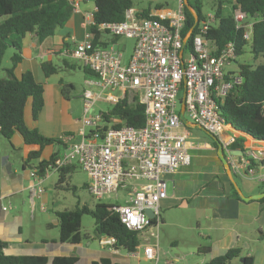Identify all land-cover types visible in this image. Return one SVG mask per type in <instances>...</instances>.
<instances>
[{"label":"built area","instance_id":"2783aa9c","mask_svg":"<svg viewBox=\"0 0 264 264\" xmlns=\"http://www.w3.org/2000/svg\"><path fill=\"white\" fill-rule=\"evenodd\" d=\"M234 19L238 28L246 29L244 37L249 40L251 25L244 24L246 14L237 10ZM85 21L84 39H73V48L65 50L64 55L72 56L94 73L95 79L89 81V85L109 92L124 90V95L126 91L138 94L145 106L146 123L140 129L125 127L101 132V114L90 116L93 110L89 103L86 104L76 134L79 141L71 142L76 135L67 136L66 150L55 158L46 175L78 167L90 176L92 182L87 190L99 200L106 194L128 190L127 204L115 210L121 223L127 229L139 232L141 237L151 221L146 210L153 211L154 227L161 225V203L167 198L166 177L190 164L186 147L188 133L178 132L183 126L181 108L176 109L180 93L183 92L185 117L219 136L227 125L220 105L243 81L239 74L226 73L237 59L236 46L233 42L219 50L211 46L204 37L215 22V16L209 15L198 23L200 32L193 38L192 54H189L186 52L189 35L183 38L186 16L182 3L174 11H152L147 17L138 16V11L131 9L126 12L124 21L99 26L100 32L114 38L134 41L132 54L124 62L125 46L121 48L118 43L95 46V35L88 30L93 24V12L87 14ZM107 100L115 104L120 98L110 95ZM235 142L233 137L223 142L231 172L239 174L244 165L252 174V160L262 162L264 151H251L247 158L238 161L232 149ZM31 176L42 183L35 171ZM39 191L44 192L42 188ZM6 210L8 207H4ZM41 210L45 211V207ZM115 243L114 238L100 240L103 247L117 254L119 250ZM143 253L147 260L157 262L159 259L154 245L145 246Z\"/></svg>","mask_w":264,"mask_h":264},{"label":"crops","instance_id":"0c3cea01","mask_svg":"<svg viewBox=\"0 0 264 264\" xmlns=\"http://www.w3.org/2000/svg\"><path fill=\"white\" fill-rule=\"evenodd\" d=\"M71 1L75 2L72 17L67 25L59 29L53 37L42 43L38 42L33 35H28L24 39L23 59L16 70L18 76L25 72H32L35 80L44 87V108L37 121H33L31 102H29L25 110L26 125L31 129L36 128L46 138L67 139L65 143H69L67 136L77 134L83 118L73 119L70 114L79 101L76 98L80 93H82V101L84 96L91 93L106 101L110 95L120 99L124 96V90L104 95L106 91L98 86L89 85L88 82L94 80L95 76L85 72L89 69L81 62L72 56L64 55L65 50L73 48V39L75 41L84 39L87 30L85 18L87 14L93 12L81 9L80 2L87 0ZM2 21L3 19L0 18V23ZM45 63L57 67V73L46 77L42 68ZM77 72L84 75L81 92L72 81L59 78L62 74L72 77ZM235 72L237 71L226 69L227 74ZM88 89H90L89 92H87ZM28 115L30 118L27 120ZM188 121L189 123L183 124L178 132L188 133L186 147L190 164L180 167L175 173L166 177L167 198L161 203V209L164 211L163 216L161 215V225L159 228L153 226L146 229L140 237L138 249L132 253L122 250H119L117 254L110 252L100 244V240L96 239L94 233L83 235L81 232L83 240L77 244L63 243L60 240L58 217L51 219L49 215L39 213L32 214L29 218L22 212H18V209H13L16 203L22 207L25 205L21 196L26 193H29L27 197L30 201L32 200L34 206L36 200L41 203L44 201L45 192H39V182L31 176L32 167L42 160H47L53 154L59 156L66 150L67 144L44 148L41 159L32 161L30 169L29 165L24 166V164L28 154L32 150H37V147L26 146L19 134L14 135L13 149L22 153L21 166H18L6 156V144L0 140V150H3L4 154L0 156V239L7 245L5 253L10 256L45 257L48 259V264H52L53 259L57 257H74L77 259L76 264H160L158 240L160 231L163 230L166 236H170L171 233V245L176 248L171 250V262L166 261L165 264H204L232 248H242L243 253L246 251V257L253 259L252 264H264V198L259 201L243 202L232 196L233 185L219 157L216 140L212 137L211 140H206L198 133H194L195 129L205 130ZM215 137L222 145L230 137L241 143L242 149L234 151V157L238 161L243 157L247 158L251 151H264L263 141H257L229 125H226L220 135ZM0 139L3 138L0 136ZM78 141L77 135L71 140L74 143ZM223 152L227 159L225 149ZM252 163L257 165L250 164L252 174L247 172L245 168L247 166L244 165L239 174L231 172L234 182L245 196L264 192V168L259 162L252 160ZM76 168H72L73 171ZM53 173L46 175L41 186L51 178ZM54 174L59 177L58 173ZM71 175L72 173L68 177ZM4 207H8V210L4 211ZM148 245L156 247L159 256L157 262L147 260L144 256L143 248ZM203 245H210V253L193 259L195 252ZM181 250L187 251L192 259L174 253ZM245 258L241 256L232 264H245V261L241 263V260Z\"/></svg>","mask_w":264,"mask_h":264},{"label":"trees","instance_id":"16d2710c","mask_svg":"<svg viewBox=\"0 0 264 264\" xmlns=\"http://www.w3.org/2000/svg\"><path fill=\"white\" fill-rule=\"evenodd\" d=\"M189 2V0H188ZM93 24L88 30L92 32L94 44L97 47H105L111 43H117V38L104 32H100L99 26L106 23H120L124 21L127 11L134 9V0H94ZM198 15L199 22L205 15L202 12L200 0L194 4L189 2ZM186 21L183 29V38L188 37L190 30L195 25V18L182 3ZM158 9V7L156 8ZM75 10V2L71 0H0V71L5 76L0 77V136L13 148L12 139L19 134L28 147H37L32 150L25 161L24 166L34 160H40L44 148L48 146H65L62 139H49L42 136L36 128H29L25 121V110L31 102L33 121H37L44 108V87L38 83L32 72H25L20 76L16 70L22 62L23 41L28 35H33L40 43L53 37L55 33L64 28ZM241 11L246 14L245 25H251V38L245 39V28H238L234 19V12ZM151 9L138 11V16L147 17ZM215 22L211 25L205 39L217 50L223 48L229 42L236 46L237 57L245 53L247 47L254 59L264 60V0H216L214 4ZM200 32V25L188 37L186 52L192 54L190 44L193 38ZM111 37L112 39H108ZM8 49L14 50L11 58V66L3 68L2 63ZM236 62V60L234 61ZM46 77L55 75L58 68L45 63L42 65ZM88 74L94 73L86 71ZM243 79L240 85H236L225 97L220 105V112L227 125L240 131L257 141L264 142V61L259 65L241 64L237 72ZM232 75V74H231ZM102 116V129L120 130L125 127L140 129L146 123L145 106L140 102L138 94L126 91L119 102L100 113ZM233 150L242 149L237 141L232 146ZM53 154L47 160L40 161L32 167L36 175L44 178L48 167L57 158ZM252 166H257L252 163ZM264 168V160L260 162ZM74 167L62 169L58 172L59 184L62 185L68 179ZM232 196L240 200L238 193L232 187ZM117 207L97 204L90 209L86 206H77L74 210H66L57 214L59 220L60 240L63 243H80L83 240L81 234L82 218L90 215L95 221L94 234L96 239L114 238L115 248L128 253L135 252L140 245V233L127 229L116 212ZM155 225V220L148 223L146 229ZM6 243L0 239V264H48L45 257L35 256H10L5 253ZM210 245H203L198 249V254L208 255ZM242 248H232L225 254L210 259L204 264H232L241 258ZM74 257H57L52 264H76ZM253 259L246 257L245 264H252Z\"/></svg>","mask_w":264,"mask_h":264},{"label":"rangeland","instance_id":"374dc122","mask_svg":"<svg viewBox=\"0 0 264 264\" xmlns=\"http://www.w3.org/2000/svg\"><path fill=\"white\" fill-rule=\"evenodd\" d=\"M216 0H200L202 4V12L205 16L214 15V4ZM191 4H194L196 0H189ZM180 3H185V0H134V10L142 11L144 9H151L152 11L157 10H170L174 11L176 10ZM80 7L82 10L86 11H94L95 10V4L94 0H87V1H81ZM158 7V9H156ZM108 39H112L111 37H108ZM118 45L122 48L123 46L126 47V51L124 53L125 61L129 59V57L132 54L133 48H134V41L125 39V38H117ZM12 49H8L5 57L3 59L2 67L8 68L11 66V58L15 54ZM264 60L262 58H259L257 60L254 59L253 54L250 52V48L247 47L245 49V53L241 56H238L236 59V62H234L230 67L227 68V70L237 71L238 66L241 64H250V65H259ZM74 62V61H72ZM75 63V62H74ZM5 74L0 71V77H4ZM70 75L62 74L59 76V78H64L66 81L70 80L72 81L75 86L80 90V87L84 84V75L81 72L75 73L71 78ZM90 89H88L87 92H89ZM81 92V90H80ZM109 91H106L104 95H107ZM82 93L79 94V96L76 98V100H79L75 105L74 109L70 112L73 119H81L83 116V107L85 108L86 104H90V108L93 110L92 115H98L101 112L107 111L111 107V102L106 101L104 98H97L96 94L91 93L86 96H84L83 101L81 100ZM103 95V97H104ZM117 95V93H115ZM183 92L180 93V98H182ZM180 98L177 103V111L180 110L181 104L179 103ZM83 102V103H82ZM69 115V112H68ZM30 118V115L27 116V120ZM83 119V118H82ZM81 119V121H82ZM198 133L202 136L203 139L211 140V136L206 133L205 131L201 129H195L194 133ZM3 144H6V156H8L13 162H16L18 166H21L20 155L22 154L19 151L14 150L9 146V144L3 140L0 139ZM4 155L3 150H0V156ZM27 169H29L27 167ZM46 177V175H45ZM44 177V178H45ZM51 178L46 180L44 185L41 186L39 183L38 189L42 188L44 193V201L42 203L40 201H35L34 203L30 201V199L27 197L29 196V193L24 194L21 196L23 200L25 201V205L22 207L19 204L13 205V209H18V212H22L26 217L31 218L32 214L38 215L46 214L51 217V219H57V213L66 211V210H74L77 206L82 207L86 206L90 209L94 208L97 204L102 205H108L112 207H122L127 204L128 200V190L121 189L117 194H106L102 199H96L92 195H90L89 191L87 190V186L91 184L90 176L83 172L78 167L75 169V171L72 172V175L68 177L66 182H64L62 185L59 184V177L57 174H51ZM42 178V180L44 179ZM235 180L238 182V179L235 178ZM38 182V181H37ZM40 192V191H39ZM41 205L45 207V211L41 210ZM16 207V208H14ZM160 214L163 216L164 211L161 209ZM95 229V221L90 215H84L82 218V226H81V232L83 235H93ZM51 233V230H50ZM96 243V242H94ZM159 250H160V264H165L166 261L171 262V250H175L176 248H173L171 245V233L170 236H166L163 233V230L160 231L159 234ZM174 253H179L180 256H188L189 259H192L189 254H187V251L181 250L176 251ZM200 256L198 254V251L195 252V257Z\"/></svg>","mask_w":264,"mask_h":264},{"label":"water","instance_id":"95a60500","mask_svg":"<svg viewBox=\"0 0 264 264\" xmlns=\"http://www.w3.org/2000/svg\"><path fill=\"white\" fill-rule=\"evenodd\" d=\"M185 6L187 7V9L190 11V13L193 15V17L195 18V25L194 27L190 30L189 34L188 35H191L195 28L198 26V23H199V18H198V15L195 13V11L193 10V8L189 5V2L188 0H185ZM180 120L183 124H188L189 121L187 120V118L185 117V103H184V97L182 98V101H181V112H180ZM206 133H208L212 138H214L218 144V149H219V157L222 161V163L224 164L225 166V169L227 171V173L229 174L230 176V179H231V182H232V185L234 187V189L236 190V192L238 193V196L240 198L241 201L243 202H249V201H259V200H262L264 198V192L263 193H260V194H256V195H252V196H245L243 194V192L241 191V189L238 187V185L234 182V179H233V175L231 173V169H230V165L227 161V159L225 158V155H224V147L223 145L217 140V138L205 131ZM146 214L147 216L149 217L150 220H152L154 218V214H153V211L152 210H146ZM247 255V252L245 251L243 254H242V258H245ZM244 259L241 260V263H244Z\"/></svg>","mask_w":264,"mask_h":264}]
</instances>
